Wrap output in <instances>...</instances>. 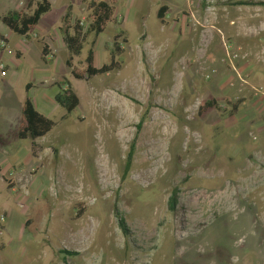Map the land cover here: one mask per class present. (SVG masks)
<instances>
[{
  "label": "rangeland",
  "instance_id": "obj_1",
  "mask_svg": "<svg viewBox=\"0 0 264 264\" xmlns=\"http://www.w3.org/2000/svg\"><path fill=\"white\" fill-rule=\"evenodd\" d=\"M48 1L27 38L0 22V264H264V0H117L73 57L109 64L122 33L119 68L91 80L60 30L69 5L87 30L84 1ZM27 98L55 123L34 142L11 136Z\"/></svg>",
  "mask_w": 264,
  "mask_h": 264
},
{
  "label": "trees",
  "instance_id": "obj_2",
  "mask_svg": "<svg viewBox=\"0 0 264 264\" xmlns=\"http://www.w3.org/2000/svg\"><path fill=\"white\" fill-rule=\"evenodd\" d=\"M85 4V11L88 14V18L90 20L89 27L84 32L83 25L81 21L75 20L73 18L71 8L72 6H68L66 8V12L62 19V26L60 28L61 32L65 37L66 47L69 51V58L66 60L65 66L70 70L71 76L75 80H91L95 77L103 76L105 74H109L114 70L119 68V63L116 60V56L121 53V44L118 40L121 38L122 33L114 36V43L111 51V61L108 64H102L100 67H95L94 64V52L93 50H88V54L84 62L82 63V67L78 68L73 63V57L78 56L83 48V45L86 40V35L88 33L93 34L94 36H99L108 25L114 24L116 22L115 18V9L117 0H108L107 2L101 0H83ZM242 5H251L252 3H241ZM51 7V3L48 0H38L36 6L33 8L31 12L24 11H12L7 14L0 16V22L6 29L16 34L20 37H28L29 33L36 28L39 24L41 18L49 12ZM168 8L163 5L157 11V18L163 22L165 18V14ZM122 42H126L124 38H122ZM47 45L44 44L42 47V55L43 57L47 56ZM16 57L20 58V54L16 53ZM32 85L28 83L25 87L26 92H29ZM78 98L71 91V89H61V92L55 97V102L62 107L68 114H71L74 109L78 106ZM242 102V101H241ZM240 101L233 104V108L237 109L236 106L241 104ZM228 103V100H227ZM217 104V100H209L202 104L199 107L200 112L202 113L207 108H213ZM144 119H141L138 123V128H141V124ZM55 127V123L51 121L48 117L40 113L30 98L24 100L21 108L20 117L18 119L17 128L11 136L14 140L22 141L26 139L32 140L34 142L36 139L43 138ZM0 143L5 146L7 145V141L0 136ZM129 165V163H128ZM173 197V196H172ZM173 198H171V202ZM170 208L173 210L174 206L170 203ZM84 211V210H83ZM117 217H119V225L122 228V231L125 233L127 228L124 220L119 216L118 213H115ZM80 216V213H77V217ZM61 254H66V256L75 255L72 252H66L62 250ZM64 264H67L66 258L63 257Z\"/></svg>",
  "mask_w": 264,
  "mask_h": 264
},
{
  "label": "crops",
  "instance_id": "obj_3",
  "mask_svg": "<svg viewBox=\"0 0 264 264\" xmlns=\"http://www.w3.org/2000/svg\"><path fill=\"white\" fill-rule=\"evenodd\" d=\"M21 6V5H20ZM35 6H36V1H35ZM70 6V5H69ZM68 8V7H67ZM17 11V10H16ZM18 11H21V10H18ZM17 11V12H18ZM167 13V12H166ZM74 18V17H73ZM60 28H61V26H60ZM8 31V30H7ZM11 33V32H10ZM30 35V34H29ZM3 36H5V40H6V47L9 45V43H10V40H9V34H4ZM22 38H26V37H22ZM50 38V41L51 42H53L54 43V39L53 38H51V37H49ZM47 45V44H46ZM47 47L49 48L50 46L49 45H47Z\"/></svg>",
  "mask_w": 264,
  "mask_h": 264
},
{
  "label": "built area",
  "instance_id": "obj_4",
  "mask_svg": "<svg viewBox=\"0 0 264 264\" xmlns=\"http://www.w3.org/2000/svg\"><path fill=\"white\" fill-rule=\"evenodd\" d=\"M5 43H6V42H4V40L1 41V43H0L1 48H5V46H6ZM0 76H1V77H5V76H6V70H5V67L2 66V65H0Z\"/></svg>",
  "mask_w": 264,
  "mask_h": 264
},
{
  "label": "bare ground",
  "instance_id": "obj_5",
  "mask_svg": "<svg viewBox=\"0 0 264 264\" xmlns=\"http://www.w3.org/2000/svg\"><path fill=\"white\" fill-rule=\"evenodd\" d=\"M2 49V48H1Z\"/></svg>",
  "mask_w": 264,
  "mask_h": 264
}]
</instances>
